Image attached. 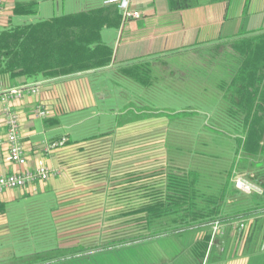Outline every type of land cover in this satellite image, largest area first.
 I'll return each mask as SVG.
<instances>
[{"label":"trees","instance_id":"trees-1","mask_svg":"<svg viewBox=\"0 0 264 264\" xmlns=\"http://www.w3.org/2000/svg\"><path fill=\"white\" fill-rule=\"evenodd\" d=\"M244 3L246 13L250 0ZM38 5L39 0L16 1L12 11L19 16L35 15ZM124 18L120 7L109 4L77 14L0 26V74L54 78L108 67L113 50L100 33L104 27H118ZM184 51L200 55L194 61L173 62L167 53L143 63L140 69H125L126 76L145 87L159 80L162 67L168 69V88L190 102L181 111H156L167 116L173 128L186 130L179 143L169 140L167 146L178 155L186 153L187 159L180 171L168 173L164 190L155 192L141 207L150 231L146 238L204 229L207 233L197 244V257L203 264L216 219L225 227L229 225L220 238L225 241L223 254L228 250L230 237L226 236L231 225L254 219L247 252L250 264H264V252L255 250L260 239L258 225L264 219V27L177 50L170 56H181ZM171 83L183 88L174 89ZM146 107L141 108L146 111ZM171 160L174 167L179 165ZM242 172L263 188L261 194L253 196L235 186V177ZM58 206H50L47 220H37L43 214L31 218L35 226L32 232L38 236V231H44L46 246L21 256L15 264H87L84 246H61L59 227L51 214Z\"/></svg>","mask_w":264,"mask_h":264},{"label":"crops","instance_id":"crops-1","mask_svg":"<svg viewBox=\"0 0 264 264\" xmlns=\"http://www.w3.org/2000/svg\"><path fill=\"white\" fill-rule=\"evenodd\" d=\"M16 1L23 0H4L5 13L0 18L1 27H7L10 23L22 24L66 14H77L109 4L120 7V1L106 4V0H39L37 14L19 16L12 11ZM244 1L194 0L193 3H189L188 0H129L130 9L138 10L140 16L137 18L126 16L125 11L120 7L125 17L121 24L118 27H104L100 33L103 41L113 50L108 67L54 78L43 75L11 77L9 74H0V88L25 89L23 98L12 99L9 103L0 102V175L43 164L49 166L53 172L47 180L30 183L24 188L6 190L1 194V241L3 242V237L16 236L14 230L11 231L6 227L16 221V218H11L8 212L16 210L15 205L34 197L53 199L56 205L81 204L83 191L87 186L91 187L89 182L86 186L82 183L80 177L82 169L100 163L111 167L115 162L122 164V161H126L127 152L124 147L90 149L82 148V144L91 141L90 139L109 136L125 127L127 123L141 122L144 119L167 120L165 123L167 129L169 124L167 116L156 111H144L141 107L137 109L135 116L123 120L124 114H120L119 103L125 107L131 106L132 99H137L139 103L146 105L145 103L150 99L163 100L162 97L168 96V93L179 96L168 88L170 76L165 74L168 69L162 67L159 80L149 87L126 76L125 69L133 67L140 69L143 63L163 57L169 51L193 49L211 42L237 37L241 32L255 29L256 27H247L240 30L239 21L241 23L243 18L255 13L264 15V0H250L246 13ZM44 2L51 4L48 11L50 15L42 17L39 14ZM81 24L78 22V25ZM134 82L141 87L135 86ZM29 87H36L38 91L31 93ZM8 104L20 115L21 138L27 152V162L24 166L13 164L6 158L8 140L4 109ZM37 108L45 109L46 115L35 116ZM91 123L94 134H82L84 127L90 126ZM63 137L67 139L64 145L49 151L45 150L46 141H56ZM137 147L133 148L137 149ZM135 152L137 154V150ZM99 154H104V157L100 161H95L93 157ZM52 218L54 219L55 215ZM54 222L58 223L56 220ZM228 226L225 227L223 224L218 235L210 240L203 264H250V254L247 252L249 244H246V241L252 236V232L245 235L241 246H238L234 244L235 231L230 229L231 232L226 236L230 237L228 250L223 254L225 245L220 248L218 244L221 236L224 237L228 231L226 230ZM173 235L180 248L176 253V259L179 258V261H175L173 257L175 261L173 264H200L197 244L205 236V230L190 228ZM256 243V252H264V235ZM21 256L23 255L16 256L15 260L17 261ZM165 257V259L169 258L166 255ZM9 259L0 257V264H6Z\"/></svg>","mask_w":264,"mask_h":264},{"label":"rangeland","instance_id":"rangeland-1","mask_svg":"<svg viewBox=\"0 0 264 264\" xmlns=\"http://www.w3.org/2000/svg\"><path fill=\"white\" fill-rule=\"evenodd\" d=\"M193 1L188 0L189 3ZM50 6L51 4L44 2L39 15L42 17L50 15L48 14ZM259 26L264 27V15H257V13L243 18L241 23L239 21L240 30L247 29V27L260 28ZM174 51L177 50L169 51L167 57L169 61H194L200 55V52L184 51L181 56H178L179 54L170 56ZM177 84L171 83L172 88L177 90L183 88V86L178 87ZM134 85L141 87L135 82ZM162 98L164 99L155 98L146 102V111L159 110L169 113L174 110L181 111L190 104L189 101L170 93ZM132 101L133 104L126 107L119 103L120 114H124L122 119L125 121L135 116L137 109L144 106L137 99H132ZM166 121L144 119L141 122L127 123L125 127L109 136L90 139L91 141L81 145L82 148L90 149L121 146L127 152L126 161H122V164L115 162L113 166L106 167L100 163L82 169L80 173L82 183L86 186L89 182L91 185L83 191L82 203L66 204V206L62 204L51 213L52 216L55 215L54 220L58 222L61 246L70 248L78 244L84 246L87 264H173L176 260L179 261V258L176 259V253L180 248L174 240V235L157 239L146 238L150 231L145 219L146 212L141 210L144 203L150 200L155 192L164 190L168 173L180 171L184 166L183 162L187 159L186 153L178 155L176 150L171 151L167 146L169 140L175 142L174 144L179 143L180 135H184L186 130L175 129L170 124H167V129H165ZM93 132V123L90 126L86 125L82 130V134H94ZM185 140L187 139L184 138L183 143ZM134 146H138L137 149L133 148ZM103 157L104 154H99L93 158L95 161H100ZM171 157L179 162V165L176 167L171 165L175 164ZM110 173L113 174L110 175ZM242 175L256 183L246 172L236 177ZM54 201L46 197L28 198L15 205L16 210L8 211L9 216L16 218V221L12 222L13 225L6 227L11 231L14 230L16 236L3 237V242L0 239V257L10 258L6 264H15L16 256L36 253L46 246V237L42 234L44 231H38V236L36 232H32L31 228L35 226L31 223L33 221L31 218L34 219L43 214V217L37 220H47L48 211H51V207L56 204ZM49 203L52 205H48ZM239 223L241 221L234 222L231 230L235 231L234 244L241 246L244 236L253 233L255 224L254 219H250L245 227L240 229ZM258 226L260 239H262L264 219L259 222ZM44 227L45 230L47 223ZM12 239L15 240L12 241ZM222 241L220 240L218 244L220 248L225 245V241ZM246 244H249L248 238ZM165 255L169 258L165 259Z\"/></svg>","mask_w":264,"mask_h":264},{"label":"built area","instance_id":"built-area-1","mask_svg":"<svg viewBox=\"0 0 264 264\" xmlns=\"http://www.w3.org/2000/svg\"><path fill=\"white\" fill-rule=\"evenodd\" d=\"M120 1V7L125 11L126 16L139 17L140 12L137 10H131L129 7V0H106L105 3L109 4L112 2ZM4 0H0V18L5 13ZM31 93H36L38 89L36 87H29ZM25 89L23 87H12V89L0 88V102L9 103L12 99H21L24 97ZM5 124L7 126L6 139L8 140L7 149V161L11 163L24 166L27 162V152L24 143L21 138V124L19 112L12 109L11 106L5 107ZM47 111L43 108H37L34 113L35 116H45ZM66 138L58 139L56 141H46L45 150L49 151L56 149L58 146H62L66 142ZM52 170L49 166L37 165L35 168L23 169L15 171L13 173L1 174L0 175V196L3 192L15 188H24L30 183L37 181L47 180L52 175ZM235 186L248 194L259 195L263 192V188L257 183L252 182L245 176L235 177ZM245 222L239 223L240 229L245 227ZM223 224L220 220L216 219L212 225L213 236H216L220 232Z\"/></svg>","mask_w":264,"mask_h":264}]
</instances>
